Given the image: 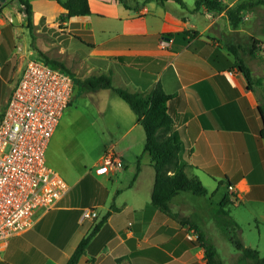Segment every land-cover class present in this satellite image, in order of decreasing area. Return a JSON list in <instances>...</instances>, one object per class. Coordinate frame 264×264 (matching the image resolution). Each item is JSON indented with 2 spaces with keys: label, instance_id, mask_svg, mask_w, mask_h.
<instances>
[{
  "label": "crops",
  "instance_id": "crops-1",
  "mask_svg": "<svg viewBox=\"0 0 264 264\" xmlns=\"http://www.w3.org/2000/svg\"><path fill=\"white\" fill-rule=\"evenodd\" d=\"M181 1L184 5L177 0H125V6L117 0H89L91 14L66 17L67 31L51 27L58 26L57 18L66 13L55 0H32V30L24 14L2 10L0 119L25 65L38 59L33 44L47 55L54 47L72 50L83 55L95 71L110 75L116 88L150 99L157 89L167 95L170 134L180 146L179 159L187 175L203 183L201 174L215 182L226 178L240 197L235 206L254 204L253 216L259 219V207L264 209V120L260 113L264 111V27L257 29V21L264 7L246 13L233 28L228 9L241 0H222V12L206 7L197 10L196 0L188 8ZM174 4L187 9L188 15L174 11ZM233 50L251 70L250 83L235 64ZM111 105L112 111L119 109L116 113L124 123L122 135L108 150L119 164L96 174L101 157L76 177L70 176L73 181L62 168L48 165L69 190L55 209L37 212L32 229L3 244L0 264H67L82 239L109 211L110 217L78 264H207L204 248L192 243L199 234L191 223L205 234L198 210L189 209L183 192L173 198L171 209L196 223L181 224L152 206L155 169L150 156L143 155L146 133L141 120L126 102L113 99ZM65 112L47 150L58 142ZM145 179L149 194L144 198L131 195ZM222 183L205 186L211 185L215 194ZM231 192L227 188L229 197ZM86 208L97 210L95 221L82 219ZM217 211V217L224 216L222 208ZM242 242L264 257L261 242L248 245L244 237ZM240 258L238 264L247 262Z\"/></svg>",
  "mask_w": 264,
  "mask_h": 264
},
{
  "label": "built area",
  "instance_id": "built-area-1",
  "mask_svg": "<svg viewBox=\"0 0 264 264\" xmlns=\"http://www.w3.org/2000/svg\"><path fill=\"white\" fill-rule=\"evenodd\" d=\"M73 96L70 75L43 60L27 62L0 119V251L10 238L33 228L38 211L55 209L69 190L47 165L46 150ZM118 164L114 152L107 151L95 173ZM228 188L235 192L234 186ZM97 218L96 209L83 211V220Z\"/></svg>",
  "mask_w": 264,
  "mask_h": 264
},
{
  "label": "rangeland",
  "instance_id": "rangeland-1",
  "mask_svg": "<svg viewBox=\"0 0 264 264\" xmlns=\"http://www.w3.org/2000/svg\"><path fill=\"white\" fill-rule=\"evenodd\" d=\"M184 2L188 8L194 7L195 0H184ZM172 4L173 2L170 3V5ZM36 6L48 10L41 3H36ZM21 9H24V7L20 4L19 0H0V12L2 10L20 12ZM174 11L179 14L188 15L187 9H182L181 6L175 4ZM48 13H53L51 8H49ZM23 17L26 19L25 14ZM258 18L257 29H261L264 27V24L260 23V21H264V13L260 12ZM57 22H60V24L58 26L51 25L52 29L57 30L60 27V29L67 31L69 25L65 23L67 22L66 17L61 19L60 15L57 18ZM42 23L45 25L46 21L42 20ZM63 35L66 36V34ZM50 37L49 35L45 36L44 40ZM55 48H52L50 54H45L50 59L62 63L71 72L72 78L76 80V85L75 96L62 119L58 142H54L47 150L46 161L47 165L62 168L64 173H66V178L71 180L70 176L76 177L79 173L90 168L120 138L123 133L124 123L121 121L122 117L116 113L119 109L115 111L111 110V103L113 99L122 103L125 102L110 90H82L80 84L100 76L101 73L95 71L83 55L77 53L72 54V50H64L61 46L60 48ZM35 58L42 60L38 55H35ZM201 177L205 182H202L204 186L205 184H216L218 186L221 181L223 182L221 184L222 186L215 194L211 189V185H207L208 187H205L210 190L207 196H196L191 192H183L181 197L188 198V207L190 210H198V218L202 230L215 244L222 264H238L242 254L228 240L223 231L225 228L222 224L227 218L222 214L219 217L216 216L219 215V213L216 214L218 212L217 210L219 208L223 209L219 204V200L223 196L228 195L227 188L229 181L223 178L217 179V182H215L214 179L209 178L205 174H201ZM89 180H91V176L88 177L87 181ZM148 184L147 179H145L142 184L132 191L131 195L138 198L146 197L149 194ZM236 203L239 204L238 201ZM173 208L176 210V206ZM255 208L254 204L249 203L240 206H235L234 204L224 206V209L230 212V215L240 227V230L237 232V237L241 240L244 237L248 245L253 244V246H256L261 242L262 254L264 256V209L262 206L259 207V213L261 212V215H259V219H256L253 216ZM260 233L262 239H260ZM245 264H253V262L247 261Z\"/></svg>",
  "mask_w": 264,
  "mask_h": 264
},
{
  "label": "trees",
  "instance_id": "trees-1",
  "mask_svg": "<svg viewBox=\"0 0 264 264\" xmlns=\"http://www.w3.org/2000/svg\"><path fill=\"white\" fill-rule=\"evenodd\" d=\"M55 1L66 11V13L61 15V19L65 17L72 18L91 14L89 0ZM117 1L127 6L125 0ZM177 1L184 5L181 0ZM19 2L24 7V9H21L20 12L26 15L27 26L30 30H32L34 17L32 0H19ZM195 6L197 10L201 7H206L209 11L213 12H222L224 10L222 0H196ZM259 7H264V0H241L233 7L229 8V20L233 28H237L240 25L246 13L253 12ZM33 48L43 59V61L72 77L71 72L66 69L62 63L50 59L44 52L36 49L34 44ZM233 51L236 55L235 64L239 67L247 81L250 83L252 79L251 70L248 68L242 58L238 56L236 51ZM73 81L74 85H76V80L73 79ZM80 85L82 90H112L123 101H125L134 111V113L140 118L141 125L146 133V143L143 155L147 154L150 156L153 162L152 165L155 169V183L151 195V204L154 208L164 213L168 217L177 220L179 223L190 224L192 220L173 212L171 209V201L180 192H191L196 196H206L208 194V190L198 178L189 177L185 172L186 165L180 162V146L170 134L172 129V119L167 112V100L169 97L165 95L160 89H157L152 96V99H150L149 95L132 93L123 88H116L113 86L111 76L106 74H101L100 76L94 77L93 79ZM260 113L264 120V111H262V109H260ZM229 186L233 185L229 184ZM231 197L226 195L224 201L221 203V206L223 207V214L227 218V220L223 222V226L227 231L228 237L235 247L241 251V261H252L253 264H264V257L260 256L258 250L245 247L242 240L237 237V232L240 230V227L231 218L230 212L224 209V206L227 204L235 205L236 201L240 200V197L236 192H231ZM110 215L111 211L104 215V217L95 224L92 230L79 243L67 264L79 263V260L86 251L89 243L99 232L100 228L107 221ZM190 227L194 228L199 234L198 239L196 241H192V243H200L204 248L207 264H222V261L219 259L217 249L211 240L200 231V228L197 224L195 225L191 223Z\"/></svg>",
  "mask_w": 264,
  "mask_h": 264
}]
</instances>
